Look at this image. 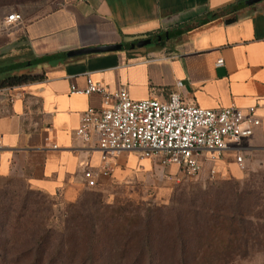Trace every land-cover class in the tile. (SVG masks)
Masks as SVG:
<instances>
[{
	"label": "crops",
	"instance_id": "0c3cea01",
	"mask_svg": "<svg viewBox=\"0 0 264 264\" xmlns=\"http://www.w3.org/2000/svg\"><path fill=\"white\" fill-rule=\"evenodd\" d=\"M250 1L72 0L43 17L22 15L15 27L30 53L23 62L38 63L31 70L40 80L0 90V183L18 180L74 201L88 189L86 171L103 189L138 166L151 169L152 159L139 161L137 152L104 153L76 138L83 113L102 105L99 95L80 93L88 79L109 92L124 89L136 102L178 94L185 105L206 110L256 108L262 124L238 149L251 168L264 162V1ZM143 42L149 43L137 47ZM120 44L130 48L62 57Z\"/></svg>",
	"mask_w": 264,
	"mask_h": 264
},
{
	"label": "rangeland",
	"instance_id": "374dc122",
	"mask_svg": "<svg viewBox=\"0 0 264 264\" xmlns=\"http://www.w3.org/2000/svg\"><path fill=\"white\" fill-rule=\"evenodd\" d=\"M1 1L0 63L23 62L30 58L23 31L15 26L3 25L8 15L16 12L22 14L25 20H31L52 13L72 0ZM20 74L32 75L34 71L25 70ZM238 156L240 155L230 152L221 154L214 162L205 160L201 173L193 178L184 176L177 168L172 171L174 167L163 169L161 159H152L151 169L138 166L126 177L108 183L103 189L83 190L74 201L50 197L28 188L18 180L2 182L0 264H49L62 251L69 257L63 264H93L83 262L82 258L79 262L72 256L77 252L86 254L90 250L91 254L96 250L103 253L98 243L90 245L89 238L95 237V234L92 236L91 226L102 221L104 229L97 230L98 235L104 240L108 239V234L113 238L115 229H111L109 220L112 214L118 220L115 228L120 227L123 235L126 234L124 230L129 233L137 230L143 236L148 219L160 212L166 215L164 211L172 207L183 206L185 210H189V206L184 204L206 196L209 189L221 193L219 184H229L228 188L232 187L231 183L246 182L251 191L258 189L264 179V168L260 167L264 162H256V167L251 168L244 159L239 165ZM142 160L146 159L139 156V161ZM222 194L221 197L225 199L228 191L224 189ZM153 223L159 221L155 218ZM217 233L213 239L215 242L221 241L216 248L225 258L219 264H264V247L251 245L246 252L241 247L238 254L233 255L228 244L229 239L236 235L225 228ZM205 241L206 246H213L210 238ZM77 245H80L79 249ZM96 256L94 264H125L120 251L108 252L106 261L102 256Z\"/></svg>",
	"mask_w": 264,
	"mask_h": 264
},
{
	"label": "built area",
	"instance_id": "2783aa9c",
	"mask_svg": "<svg viewBox=\"0 0 264 264\" xmlns=\"http://www.w3.org/2000/svg\"><path fill=\"white\" fill-rule=\"evenodd\" d=\"M22 21V14L14 12L3 25L11 27ZM217 65L222 66L223 60ZM80 93L102 98L100 108H88L83 113L75 132L80 142L92 143L101 152L113 155L137 152L143 159H161L163 167H175L190 178L201 173L205 160L214 162L228 152L239 154V145L262 124L256 108L206 110L185 105L178 94H172L166 102L151 99L136 102L126 90L109 92L91 79ZM237 163H243V156L237 157ZM108 174V169L102 173L105 177ZM84 180L88 189L97 187L92 171L84 173Z\"/></svg>",
	"mask_w": 264,
	"mask_h": 264
},
{
	"label": "trees",
	"instance_id": "16d2710c",
	"mask_svg": "<svg viewBox=\"0 0 264 264\" xmlns=\"http://www.w3.org/2000/svg\"><path fill=\"white\" fill-rule=\"evenodd\" d=\"M0 4H2L1 0ZM37 66L38 63L29 62L10 67L2 66L0 89L20 87L39 81L40 78L36 76L19 75L22 71L31 70ZM228 185L219 184L218 189L221 193L212 192L213 190L209 189L206 196L184 204L189 206V210H185L183 206L172 207L164 211L166 215L160 212L151 217L146 223L142 237L137 230L131 233L124 230L126 234L123 235L120 227L115 228L118 220L117 216L112 214L109 220L111 229H115L113 238H110L108 234V239L104 240L98 235L97 230L104 229L102 221H97L91 226L92 236L95 234V237L89 238L90 245L98 243L103 253L96 250L91 254L90 250L86 254L77 252L72 257L79 262L82 258L83 262L94 264L96 255L105 259L108 252L120 251L125 264H219L223 263L225 258L216 248L221 241L215 242L213 238L218 234L217 231H223L224 228L230 229L236 235L229 239L228 244V248L234 252L233 255L238 254L241 247L244 252L251 245L264 247V234H261V231H264V179L259 188H254L253 191L247 187L246 182H234L231 183L232 187L227 188ZM224 189L228 191L225 199L222 198ZM155 218L159 223H153ZM206 238L211 239L213 246L205 245ZM80 245L76 247L79 249ZM62 252H58L57 259L49 264H63L69 257L65 251Z\"/></svg>",
	"mask_w": 264,
	"mask_h": 264
},
{
	"label": "water",
	"instance_id": "95a60500",
	"mask_svg": "<svg viewBox=\"0 0 264 264\" xmlns=\"http://www.w3.org/2000/svg\"><path fill=\"white\" fill-rule=\"evenodd\" d=\"M264 0H251L250 4H256L262 2ZM149 42L139 43L137 47L141 48L147 45ZM135 47V45H132ZM130 45L128 44H120V45H111V46H101V47H94V48H83L75 51L68 52L63 55L64 58H77L83 56H90V55H98V54H105V53H113L119 50H128Z\"/></svg>",
	"mask_w": 264,
	"mask_h": 264
}]
</instances>
